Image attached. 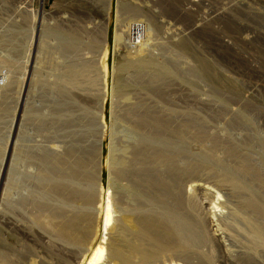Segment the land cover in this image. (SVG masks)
<instances>
[{
  "label": "rangeland",
  "instance_id": "rangeland-1",
  "mask_svg": "<svg viewBox=\"0 0 264 264\" xmlns=\"http://www.w3.org/2000/svg\"><path fill=\"white\" fill-rule=\"evenodd\" d=\"M0 264H264V0H0Z\"/></svg>",
  "mask_w": 264,
  "mask_h": 264
},
{
  "label": "bare ground",
  "instance_id": "bare-ground-1",
  "mask_svg": "<svg viewBox=\"0 0 264 264\" xmlns=\"http://www.w3.org/2000/svg\"><path fill=\"white\" fill-rule=\"evenodd\" d=\"M140 26V25H139ZM142 28H141V26H140V30H141ZM141 34H142V30L139 32V31H136L135 33H133V32H131V34H129V38H130V35H131V37H132V40L133 41H131L132 43H134V44H136V43H138L139 41H140V39H141ZM131 39V38H130Z\"/></svg>",
  "mask_w": 264,
  "mask_h": 264
},
{
  "label": "built area",
  "instance_id": "built-area-1",
  "mask_svg": "<svg viewBox=\"0 0 264 264\" xmlns=\"http://www.w3.org/2000/svg\"><path fill=\"white\" fill-rule=\"evenodd\" d=\"M141 25H142V24H141ZM130 29H131V30H130V34H131L133 27L130 28ZM130 38H131L130 40L133 41L131 35H130Z\"/></svg>",
  "mask_w": 264,
  "mask_h": 264
}]
</instances>
